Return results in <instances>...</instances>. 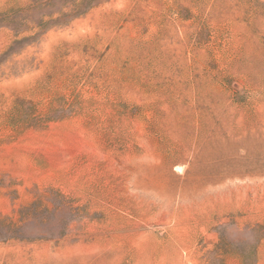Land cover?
<instances>
[{
	"label": "rangeland",
	"instance_id": "obj_1",
	"mask_svg": "<svg viewBox=\"0 0 264 264\" xmlns=\"http://www.w3.org/2000/svg\"><path fill=\"white\" fill-rule=\"evenodd\" d=\"M0 264H264V0H0Z\"/></svg>",
	"mask_w": 264,
	"mask_h": 264
}]
</instances>
